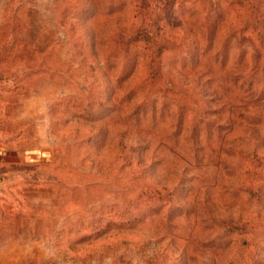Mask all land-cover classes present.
<instances>
[{
	"label": "rangeland",
	"instance_id": "1",
	"mask_svg": "<svg viewBox=\"0 0 264 264\" xmlns=\"http://www.w3.org/2000/svg\"><path fill=\"white\" fill-rule=\"evenodd\" d=\"M0 264H264V0H0Z\"/></svg>",
	"mask_w": 264,
	"mask_h": 264
}]
</instances>
